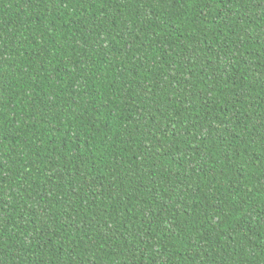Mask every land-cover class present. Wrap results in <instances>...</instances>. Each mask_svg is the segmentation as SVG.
Returning a JSON list of instances; mask_svg holds the SVG:
<instances>
[{
    "label": "trees",
    "instance_id": "obj_1",
    "mask_svg": "<svg viewBox=\"0 0 264 264\" xmlns=\"http://www.w3.org/2000/svg\"><path fill=\"white\" fill-rule=\"evenodd\" d=\"M0 264H264V0H0Z\"/></svg>",
    "mask_w": 264,
    "mask_h": 264
}]
</instances>
